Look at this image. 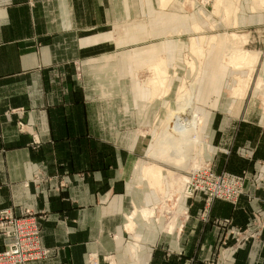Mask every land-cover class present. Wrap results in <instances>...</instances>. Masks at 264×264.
<instances>
[{
	"label": "crops",
	"instance_id": "1",
	"mask_svg": "<svg viewBox=\"0 0 264 264\" xmlns=\"http://www.w3.org/2000/svg\"><path fill=\"white\" fill-rule=\"evenodd\" d=\"M180 2L0 0V211L32 209L48 250L26 264H264V112L213 78L214 48L201 135L216 171L248 173L244 194L181 198L169 223L141 209L160 199L145 163L166 102L142 75L180 61Z\"/></svg>",
	"mask_w": 264,
	"mask_h": 264
},
{
	"label": "rangeland",
	"instance_id": "2",
	"mask_svg": "<svg viewBox=\"0 0 264 264\" xmlns=\"http://www.w3.org/2000/svg\"><path fill=\"white\" fill-rule=\"evenodd\" d=\"M178 1L180 2V0ZM218 1L223 2L225 0H181L180 3L182 9H184L185 12L191 13L190 16L192 18L188 23V17L186 16L188 14H183L182 16L178 17V31H190V33L180 34L179 36L176 35L173 37L175 41L178 40L179 51H181V54L179 55L180 61L178 60V63L170 66L165 64V68L168 73L166 74L164 81L160 82V84L157 83L158 85L152 84L154 76L151 73V69L148 73L145 72L142 75V78H145L149 96H151L153 99L165 98L166 102L164 103L160 117L153 126V139L150 145L151 149L149 151L150 153L147 154L148 158L147 162L145 163H148V166L152 163H155L157 164V167H161L163 178L160 181H156V183L155 181L148 182L144 177L148 186L154 188L159 193L160 199L158 203L155 204V206L144 207L141 209L153 211L154 215L156 209L160 210L164 216L168 215V223L173 221L174 217H177L174 209H177L181 198L192 199L198 195H201L204 197L205 206L208 209L214 200H225L223 198H214L211 202H209L206 198L207 194L201 191L196 192L193 197L189 198L183 197L182 195L183 186L188 176V171L195 170V168L203 165L204 162L209 164L211 171L216 175L227 172H219L214 169V160H210V157L212 156L208 154L210 149L207 147L206 142L201 135V123L203 122L199 113L203 115L202 105H198L197 101L199 93V79L203 74L204 61L207 58L208 52L212 48H214L212 49L213 53L211 55L209 53L210 57L208 56L211 61L209 62L208 59V63H210V66L213 68V78L215 75L224 76V73L228 71L227 82L229 84L225 87L227 91L226 93H228V95L234 99H243V108H249L250 110L257 109L259 113L261 111L264 112V86L262 85L264 82V0L259 5L257 4L258 0H233L237 4L239 10L237 16L228 14L225 6H220V12H218L219 14L216 13L215 4H217ZM158 2L162 9L167 7L166 6L163 8L161 6V0H158ZM169 4L171 3L169 2L167 5ZM186 25L187 28L184 27ZM195 25L196 27L199 26L201 28L196 31L197 29H194ZM235 35L239 36L237 41H239V44L241 45L238 46H240L243 51L257 54V63L254 65L252 70L246 67H243L244 69H234V67L229 64V60H227V55L233 42L231 39H234ZM192 37L195 41V44H192ZM195 46L204 47L206 49V55L202 63H200V60L196 56ZM192 62L196 63L195 70H192V67L190 66V63ZM253 79L255 83L254 90L257 91L255 93H252L253 91L251 89V82ZM241 82L248 84L245 90L246 93L244 91L239 93L235 92V90L241 86ZM191 86H194V96L196 97L192 96L187 91L181 92L185 90V88H190ZM156 89H158L159 92L157 93V96L154 97V95H156L154 94ZM214 89L215 86L212 87V92H214ZM180 93H183L185 102L189 107L193 108L194 112L199 117V128L196 130L194 135H191V137L196 142V150L192 162H188L186 166L185 164L182 166H170L167 163L154 161L151 155L155 151L154 149L156 148V145L163 138V135H165L169 127L167 118L170 114V110H178V97ZM250 93H252V96ZM169 103L171 104L168 106ZM210 104L211 106L217 107L218 104L222 103H219L218 101H211ZM229 105L231 106L232 104L229 103ZM230 174H245L248 178V173L245 171ZM246 180L243 185L242 193H240L236 199L225 201L235 203L238 198L244 194Z\"/></svg>",
	"mask_w": 264,
	"mask_h": 264
},
{
	"label": "bare ground",
	"instance_id": "3",
	"mask_svg": "<svg viewBox=\"0 0 264 264\" xmlns=\"http://www.w3.org/2000/svg\"><path fill=\"white\" fill-rule=\"evenodd\" d=\"M161 1V6L165 8L166 6H168L167 4L169 2L171 3L172 0ZM261 2H263V0H258L257 4L259 5L261 4ZM215 5L216 13L220 12V6H225L227 13L231 15L237 16L239 12L237 4L233 0H225L223 2L218 1ZM195 27L194 29H197L196 31L201 28L199 26H197L196 28ZM192 39V44H195L194 39ZM237 39H239V36L236 35L234 36V39H231V41L233 40V42L232 46L230 47V51L228 49L229 53L227 55V60H229V64H231L234 69L246 67L252 70L254 65L257 63V54L243 51V49L238 46L241 44H239L240 42L237 41ZM205 50L206 49L204 47L195 46V53L198 59L200 60V63L204 61L206 55ZM195 64L196 63L193 62L190 63L192 70H195ZM151 73L154 76L152 81L153 85H156L157 83L160 84V82H163L166 78V74L168 73L165 68V63H161L156 68L151 69ZM240 85L241 86H239V88L236 89L235 92H245L248 84L241 82ZM158 89H156L154 93L156 95H154V97L157 96V93L159 92ZM185 91L189 92V94L194 96V86H191L190 88H185V90L181 92ZM167 121L169 123V127L165 135H163V138L156 145V148L154 149L155 151L151 155L152 159L156 162L167 163L170 166H182L184 164L186 166L188 162H192L193 156L195 154L196 142L191 137V135H194L196 133V130L199 128V117L194 112L193 108L189 107L188 104L185 102L183 98V93H180L178 97V110H170V114L167 118ZM146 175H148L149 179H151L153 182L160 181L163 178L162 168L151 166L147 168Z\"/></svg>",
	"mask_w": 264,
	"mask_h": 264
},
{
	"label": "built area",
	"instance_id": "4",
	"mask_svg": "<svg viewBox=\"0 0 264 264\" xmlns=\"http://www.w3.org/2000/svg\"><path fill=\"white\" fill-rule=\"evenodd\" d=\"M187 175L182 190L183 197H193L196 192L201 191L207 194L209 202L214 198L236 199L242 193L247 178L245 174L227 172L216 175L207 162L188 171ZM0 231L5 246L0 251V264H26L47 255L48 250L41 244V222L32 209H25L21 216H15L9 209L1 210Z\"/></svg>",
	"mask_w": 264,
	"mask_h": 264
}]
</instances>
